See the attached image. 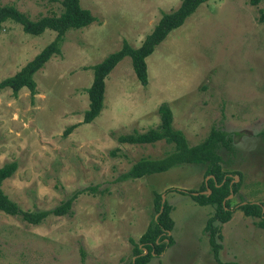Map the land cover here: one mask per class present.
<instances>
[{
    "label": "rangeland",
    "instance_id": "rangeland-1",
    "mask_svg": "<svg viewBox=\"0 0 264 264\" xmlns=\"http://www.w3.org/2000/svg\"><path fill=\"white\" fill-rule=\"evenodd\" d=\"M179 1L79 0L95 19L64 32L59 52L33 73L35 92L0 87V165L16 161L1 183L3 191L22 209H46L80 190L66 212L48 213L36 224L0 210V264H127L133 243L156 214L154 191L171 206L172 242L152 254L149 264H264V227L238 208L219 223L221 246L214 258L202 230L212 206L176 189L198 188L208 177L203 163L120 179L139 157H161L173 144L117 140L120 133L155 127L157 106L165 101L172 127L188 144L202 140L211 127L230 133L232 149L218 146L221 168L240 173L231 174L239 186L226 198L229 206L264 201V21L257 19L262 1L198 4L145 56L146 83L139 82L124 55L104 77L100 111L81 121L91 65L123 40L139 45L161 11ZM3 3L32 18L61 9L57 0ZM54 34L52 29L30 34L17 22L3 21L0 79Z\"/></svg>",
    "mask_w": 264,
    "mask_h": 264
},
{
    "label": "trees",
    "instance_id": "trees-1",
    "mask_svg": "<svg viewBox=\"0 0 264 264\" xmlns=\"http://www.w3.org/2000/svg\"><path fill=\"white\" fill-rule=\"evenodd\" d=\"M61 9L58 13H47L38 15L35 18L30 17L26 12L18 9L12 3L0 4V30L2 22L12 20L20 24L24 32L30 34H39L44 29L55 31L53 38L47 42L38 52L27 60L14 73L0 79V87H10L13 93L25 86L29 92H35V81L33 73L39 69L43 63L52 55L60 50V44L63 34L68 28H77L92 22L95 17L90 10L79 4V0H57ZM206 0H180L178 5L170 10L161 11L157 21L151 30L141 40L137 46H131L125 40L122 41L118 49L108 52L101 60L91 65L92 78L86 87L88 98L87 107L83 110L82 122H89L98 114L102 107L104 77L124 55H128L135 76L141 84L147 81L145 56L148 55L154 47L166 36L170 29L180 25L187 15L194 11L198 4ZM264 0H248L250 4H257ZM257 19L264 21V8H259ZM158 123L155 127H149L146 130L120 133L117 140L127 143H151L158 139L165 142H171L173 147L163 156L156 158L139 157L133 161L129 167L121 172L120 179L136 178L152 172L166 170L171 166L186 163L198 162L205 165L203 174L206 177L202 180L196 189H180L179 192L187 193L197 204L212 206V211L205 219L202 230L206 235L212 254L217 260L218 249L221 244L218 241L221 238L220 224L228 220L233 208H238L245 215L258 217L256 223L264 227V201H244L239 202L233 207L229 206V200L226 199L229 193L236 191L239 181H234L232 172L240 177V173L234 170H225L220 166L221 156L218 152V146L222 145L227 149H232L230 144V133L222 129L211 127L208 133L197 143L188 144L183 132L172 127V112L167 102L162 101L157 106ZM75 124H69L63 130L66 134ZM16 168V161L10 160L0 165V210L11 215H18L28 223L36 224L48 213L62 214L67 211L76 192L66 197L59 204L52 208L43 209H22L12 200L2 189L3 179L9 177ZM235 174V175H236ZM93 186H90L92 188ZM173 189L167 187L165 190ZM209 189L208 192L206 190ZM153 203L155 216L147 224L145 229L138 236V240L133 243L132 258L127 264H149L148 259L152 254H159L164 247L172 242L169 231L173 226V219L170 216V204L166 199L161 200V193L154 191ZM226 197V198H225ZM235 206V207H234ZM223 264V263H221Z\"/></svg>",
    "mask_w": 264,
    "mask_h": 264
},
{
    "label": "water",
    "instance_id": "water-1",
    "mask_svg": "<svg viewBox=\"0 0 264 264\" xmlns=\"http://www.w3.org/2000/svg\"><path fill=\"white\" fill-rule=\"evenodd\" d=\"M234 176L237 178V175H234ZM208 191H209V189L206 190V192H208ZM229 195H231V193H229L226 197H228ZM161 200H163V194H161ZM261 210H264V207H261Z\"/></svg>",
    "mask_w": 264,
    "mask_h": 264
}]
</instances>
